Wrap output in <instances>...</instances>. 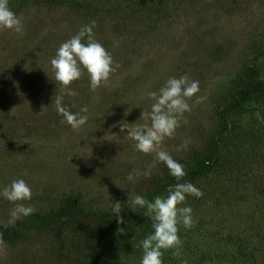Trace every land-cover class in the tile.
I'll return each mask as SVG.
<instances>
[{
  "label": "rangeland",
  "instance_id": "1",
  "mask_svg": "<svg viewBox=\"0 0 264 264\" xmlns=\"http://www.w3.org/2000/svg\"><path fill=\"white\" fill-rule=\"evenodd\" d=\"M145 3L146 7L139 9L138 4ZM98 4L101 9L95 21L103 17L98 24L106 28L119 23L121 30L110 34L93 29L95 39L102 41L119 65L106 85L90 90V99L83 100L87 107L93 99L95 103L100 100L102 109L88 107L84 113L88 122L75 131L67 123L53 122L52 117L33 114L27 108L30 124L43 117L38 122L40 130L34 131L38 136L35 144L16 150L18 143L4 135L8 127L2 136L7 142L0 140V167L12 169L1 188L24 179L32 188V198L23 203L35 211L47 209L45 203L50 199L52 207L57 203L54 200L71 192H81L92 208L113 207L120 197L131 203L134 196L145 192L154 179L145 173H153L161 164L154 152L137 151L134 142L125 137L128 130L121 132L120 127L122 123H148L139 120L141 112L150 110L152 104L146 94L158 91L170 77L187 75L199 82V91L188 100L191 110L179 118L174 136L165 138L158 148L185 156L190 148H205L219 141L222 108L216 103L230 102L233 78L251 57L252 46L259 44L264 49V0H119L116 8H132L134 13L124 23L115 22L113 8ZM21 16L22 35L0 30V99L23 100L26 94L17 93L30 88L38 92L31 97L40 100L42 85H50L45 91L53 93V98L60 85L54 81L50 61L61 43L73 36V25L80 22L57 9L47 12L33 4ZM28 53L45 60H29ZM257 62L264 83V54ZM89 83L85 71L72 83L77 95H65L63 103H75L84 89L89 91ZM50 103L53 106L51 101L45 106ZM13 112L20 115L18 109ZM221 113L228 139L219 141L220 154L233 162L242 161L244 168L237 179L213 172L193 184L203 195H188L179 207H191L194 225L190 229L178 225L182 255L176 258L174 249L166 250L163 264H181V260L187 264H264V196L258 193L264 185V87L259 99H241L235 110L225 108ZM21 117L26 119V115ZM185 141L187 147H181ZM14 164L17 166L12 167ZM133 169L138 175L128 181ZM185 182L189 179L183 178L181 183ZM0 198L6 204L0 210V222L6 224L14 205ZM137 245L101 264H140L143 252ZM10 249L0 245V264L12 256Z\"/></svg>",
  "mask_w": 264,
  "mask_h": 264
},
{
  "label": "trees",
  "instance_id": "2",
  "mask_svg": "<svg viewBox=\"0 0 264 264\" xmlns=\"http://www.w3.org/2000/svg\"><path fill=\"white\" fill-rule=\"evenodd\" d=\"M8 3L10 9L18 16L30 9L32 4L42 7L47 12L55 9L62 11L75 22H80L79 26L76 23L73 25V35L82 26L96 20L101 9L98 3L113 8V13L117 16L115 22L120 20V23H124V20H129L134 16L132 8L124 10L115 7L119 5V0H8ZM138 5L139 9L142 10L147 4ZM102 21L103 17L97 22L101 24ZM97 22L95 28L98 31L100 29L103 33L110 34L121 32L119 23L108 25L105 28L104 25ZM98 42L102 43L100 40ZM263 54L262 46L259 44L252 46L251 57L243 63L242 68L233 78V86L230 88L232 90L229 91L230 102L223 104L218 100L216 103V107L222 108L218 115L222 124L218 134L219 141L228 139L225 134L228 126L224 118L221 117V112L225 108L226 111L235 110L241 99L253 100L262 96L264 83L260 79V64L257 60ZM28 56L29 60H45L43 56L34 58L30 53ZM46 87L49 90L50 85H42L40 88L39 92L42 97L40 100L35 96L31 97L38 92L32 91L30 88H27L25 92L17 93L22 97L26 94L23 100L18 98L19 100L13 101L11 97L7 96L0 99V140L7 142V138L3 139L4 135L13 137L8 140L14 139L18 143L14 148L19 151L24 149V145L27 143L35 144L38 136L34 131L40 130L41 125L39 126L38 122L42 121L45 115L52 117L53 122H60L63 119L55 108L54 97L51 98L53 93L49 95L45 91ZM70 87L73 89L75 84H71ZM86 88L89 91L84 89L79 94V98L75 99V103H63L64 106L73 113L84 107L86 104L83 100L85 98L90 99L91 96L90 87L87 86ZM82 96L84 97L82 98ZM46 101H53V106L51 103L45 106ZM89 103L88 107L93 106L97 111L103 107L100 100L95 103L93 99ZM52 107L53 109H50ZM27 108L32 109L33 114L43 113V117L37 118L35 121L32 120L30 124ZM13 109H18L20 115L14 113ZM21 115L24 117L26 115V119L22 118ZM5 127H8V134L3 133ZM25 137L26 142L24 143ZM219 141L216 139L212 145H206L205 148H190L185 156L170 154L174 160L184 166L186 172L184 179L188 178L189 182L196 184L198 183L197 180L213 172H221L225 177L231 179L239 177L242 173L240 168H244L242 161L233 162V158L221 155ZM21 142L24 144L19 146ZM160 164L161 167H156L151 173L155 180L151 179V184H148L147 190L139 194L149 201H153L156 196L166 192L170 186L181 183L183 180V178L179 181L176 180L169 174L167 166L162 162ZM15 166L17 165H12V167ZM10 167H8L9 169L0 167V183L4 181L7 173L9 175L10 170H12ZM156 180L157 182H155ZM0 189H2L1 184ZM259 189L258 193L264 196V185ZM80 194L81 192L63 194L54 200L57 203L52 207L49 204L53 200H47L45 203L47 209H38L33 214L22 217L12 224L0 222V239L3 240L0 245H5L13 250L12 256L4 264H101L113 255L130 250L135 247V244L139 245L141 240L153 232L152 221L145 215V209L135 207L120 197L115 201L121 203L119 216L123 218L124 222L120 223L113 214L114 206L92 208ZM5 205V202L0 198V210H3Z\"/></svg>",
  "mask_w": 264,
  "mask_h": 264
},
{
  "label": "clouds",
  "instance_id": "3",
  "mask_svg": "<svg viewBox=\"0 0 264 264\" xmlns=\"http://www.w3.org/2000/svg\"><path fill=\"white\" fill-rule=\"evenodd\" d=\"M96 21L82 26L79 31L61 43L50 64L54 75V81L60 85V89L53 98L55 108L63 119L62 124L67 123L75 131L81 129L88 122V107L84 106L79 112L73 113L63 104L64 96L74 97L77 93L70 85L81 78L86 71L89 77L90 90L95 92L102 85H106L110 77L119 67L115 64L112 54L95 39L93 29ZM0 30H9L22 35L24 32L23 17L18 16L9 7L8 0H0ZM199 91V82L193 81L187 75L170 77L158 91H150L146 95L152 101L150 110H143L139 120L148 122L139 126L122 123L120 130H128L127 139L134 142V148L144 154L155 153V159L164 163L169 174L176 180H181L186 172L184 166L174 160L165 150L158 148L165 138L174 136L180 127V117L185 112H190L188 100ZM53 102V101H52ZM186 122V121H185ZM188 141L181 147L186 148ZM179 150V149H177ZM150 172L145 175H150ZM138 172L131 170L128 181H134ZM167 196H156L153 201L136 195L131 199L133 206L145 209V215L152 221L153 232L139 242L142 248L140 264H163L164 251L174 249L173 257L182 255V241L178 235V225L190 229L194 225L192 209L190 206L179 207L186 196L197 198L203 193L191 182L176 183L167 189ZM0 197H3L14 207L10 210L9 223H14L21 217H27L34 213L35 209L23 203L32 198V188L24 179H15L10 184L0 189ZM121 203L115 202L113 214L120 223L123 218L119 216ZM122 230V229H121ZM3 240L0 239V244ZM181 264H187L181 260Z\"/></svg>",
  "mask_w": 264,
  "mask_h": 264
}]
</instances>
